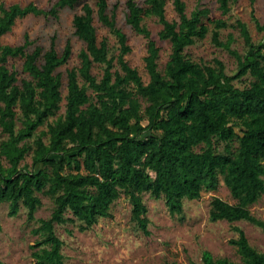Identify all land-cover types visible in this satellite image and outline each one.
<instances>
[{
	"label": "trees",
	"instance_id": "16d2710c",
	"mask_svg": "<svg viewBox=\"0 0 264 264\" xmlns=\"http://www.w3.org/2000/svg\"><path fill=\"white\" fill-rule=\"evenodd\" d=\"M80 1L73 25L85 47L79 52L80 65L67 69L65 113L49 121L61 107L63 79L57 69L72 55L71 39L60 51L55 35L47 48L29 32L21 44L3 43L2 36L19 17H58L60 9L75 8ZM236 1L219 0L220 9L228 13ZM172 2L179 18L166 16L167 0H126L127 22L147 38L148 81L126 58L131 45L118 24L119 3L110 10V0H57L50 7L34 1L0 2V124L9 134L0 147L9 163H0V204L8 202L10 215L24 205L28 218L34 219L43 203L40 194L53 201L50 216L38 218L34 228L39 237L33 245V264H65L56 222L79 221L85 230L110 216L113 202L126 194L133 219L149 233L143 192L164 197L172 213H182L186 198L216 190L221 175L237 201L214 196L211 218L246 219L264 229V218L250 209L264 194V39L255 42L247 24L237 20L248 43L242 55L220 39L219 28L227 22L212 16L209 6L199 3L188 13L185 0ZM147 15L159 18V37L171 42L163 69L160 46L144 23ZM96 16L117 37V55L111 53L107 37L99 40ZM253 17L264 31V23ZM209 32L216 44L236 55L235 74L225 73L221 60L213 66L187 53L188 45ZM10 57L23 58L28 76L19 78L18 70L8 64ZM95 63L103 65L100 78L92 71ZM246 74L254 78L249 84L233 83ZM44 124L48 128L38 133ZM30 152L32 162L22 163ZM234 228L238 236L230 242L245 264H264V251L251 244L243 228ZM195 264L236 263L204 250L202 261Z\"/></svg>",
	"mask_w": 264,
	"mask_h": 264
},
{
	"label": "rangeland",
	"instance_id": "374dc122",
	"mask_svg": "<svg viewBox=\"0 0 264 264\" xmlns=\"http://www.w3.org/2000/svg\"><path fill=\"white\" fill-rule=\"evenodd\" d=\"M30 1L36 2L39 6L50 7L57 0H0L5 5L13 2L26 4ZM94 3V0H91ZM143 3L144 0H138ZM187 12L189 13L197 4L202 3L210 7L211 15L222 17L227 25L219 28L220 39L230 42V47L244 55L248 50V43L236 25L237 20L244 21L252 39L255 42H262L264 31L257 28L253 17L264 23V0H237L231 6L228 13L220 9L219 0H185ZM83 1H80L75 8L66 6L59 11L58 17L52 15L27 14L19 17L13 28L2 36L3 43L21 44L25 41V33L29 32L30 37L44 47L51 45L52 37L56 36V46L62 51L68 38L72 42V55L68 62L58 67L61 72L63 85L61 107L55 115L49 117L53 121L65 113L66 94L68 92L67 69L80 65L79 52L85 47V42L75 33L73 25L74 13L81 10ZM115 3H119L116 14L118 24L128 35L131 51L126 58L136 66L145 81L150 75L146 69L144 57L147 54V38L136 32L127 22L126 0H110V10ZM166 16L169 19L179 18L172 0H167ZM145 25L151 30L152 36L160 46L158 58L159 67L164 68L171 52V42L168 39H161L159 31L162 23L155 15H147ZM95 24L99 40L107 37L111 53L117 55L120 44L115 34L106 27L96 16ZM211 28H215L211 24ZM30 48L33 47L31 44ZM187 53L195 60L215 66L216 59L221 60L225 66L224 72L232 75L238 70L236 55L228 48L218 45L209 32L204 38L198 39L195 43L186 47ZM8 64L19 72V78L28 74L23 70V58L10 57ZM98 78L102 76L103 65L95 63L92 69ZM254 79L246 74L241 78H235L233 83L238 86L249 84ZM80 83L83 79L79 76ZM92 95L93 90L88 89ZM2 102H0V106ZM19 117L21 112L19 111ZM143 122L141 125H143ZM21 125V122H18ZM47 124L41 125V129H47ZM9 134L0 124V147L3 141L8 139ZM47 139V138H46ZM34 138L29 142H34ZM32 162L30 152L22 163ZM0 163L8 166L9 163L0 151ZM42 205L37 209L34 219H29L27 207L21 206L16 215L9 214V204H0V260L3 264H33L35 258L32 255L33 245L39 234L34 228L39 225L38 218L50 216L53 209V201L49 196L40 194ZM220 196L223 199L235 203L237 200L231 194L229 187L220 176V184L216 190H204L199 198L184 200L182 213H172L164 197H155L150 192H143L142 197L148 207L149 233L139 227L132 217V202L126 194H122L111 206V215L100 217L96 223L85 230L79 227V221H67L55 223V231L62 239V252L65 264H195L202 261V253L209 250L215 257H228L236 264H245L235 245L230 239L238 236L235 226L243 228L252 245L264 251V229L246 219L228 221L227 219L213 220L210 216L212 199ZM251 211L258 217L264 218V194L250 205ZM71 213L69 212L68 215Z\"/></svg>",
	"mask_w": 264,
	"mask_h": 264
}]
</instances>
